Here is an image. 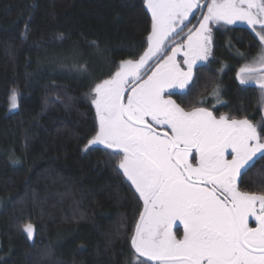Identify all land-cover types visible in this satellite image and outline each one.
<instances>
[{
    "label": "trees",
    "instance_id": "obj_1",
    "mask_svg": "<svg viewBox=\"0 0 264 264\" xmlns=\"http://www.w3.org/2000/svg\"><path fill=\"white\" fill-rule=\"evenodd\" d=\"M150 30L145 0H0V264L133 262L141 200L111 150L84 149L98 129L92 89L143 54ZM212 33L191 94L264 128L258 85L237 79L260 52L254 33L216 24ZM241 188L264 192V159Z\"/></svg>",
    "mask_w": 264,
    "mask_h": 264
},
{
    "label": "snow or ice",
    "instance_id": "obj_2",
    "mask_svg": "<svg viewBox=\"0 0 264 264\" xmlns=\"http://www.w3.org/2000/svg\"><path fill=\"white\" fill-rule=\"evenodd\" d=\"M145 2L151 13L147 48L92 89L98 129L84 149L111 150L116 170L142 201L130 237L133 264H264V192L239 187L264 159V128L248 119L217 117L203 106L186 110L172 99L187 95L194 78L198 81L197 65L211 54L210 24L242 21L260 52L239 69L237 79L240 85H258L264 106V0H210L203 6L200 0ZM202 7L207 13L193 32L189 17ZM212 94L220 103L219 85ZM9 100L16 109L15 90ZM250 217L256 227L249 226ZM177 221L182 239L173 232ZM22 230L29 239L35 232L31 223Z\"/></svg>",
    "mask_w": 264,
    "mask_h": 264
},
{
    "label": "flooded vegetation",
    "instance_id": "obj_3",
    "mask_svg": "<svg viewBox=\"0 0 264 264\" xmlns=\"http://www.w3.org/2000/svg\"><path fill=\"white\" fill-rule=\"evenodd\" d=\"M203 15H204V14H203ZM194 17H195V18L191 17V19H190L191 23L188 24V27H189V28H191V27L193 26V24H194V22H195V20H196L197 14H195ZM202 17H203V16H202ZM187 23H188V22H187ZM199 23H200V22H199ZM199 23H198V25H199ZM198 25L195 27V29H194L193 31H195V30L197 29ZM186 32H187V29H185V32L182 33L181 36L184 35ZM212 34H213V33H212ZM167 43H168V42H167ZM211 50H212V47H211ZM210 55H211V54H210ZM210 55H209L208 59L210 58ZM137 60H138V59H137ZM180 60H182V52L179 53V54L177 55V61L179 62ZM135 61H136V60H135ZM207 61H208V60H207ZM207 61H205V62H201V63L199 62L198 65H197V67H198V66H201V65H205ZM149 63H151V61H150ZM191 86H192V85H190L189 87L191 88ZM126 95H127V93H126ZM172 99L176 100V102L179 103V104H180L182 107H184L186 110H190V109H191L192 107H194V106H203V107H207V108H208L210 111H212L213 114L216 115L217 117L221 116L222 114H225V113L215 112L214 109H212V108H210V107H208V106H206V105H204V104H200L199 102L202 101V100L196 101V100L194 99V96L191 94V91L188 92L187 95H183V96L180 95V94L173 95V96H172ZM226 116H228V115H226ZM157 130L160 131L161 133L164 132V129H163V128H159V129H157ZM194 155L197 156V161H194V162H193V163H194V166H195V163L198 162V154L194 152ZM230 158H231V157L229 156V159H230ZM239 187H240V190H241V191H245V190H243V189L241 188V183H240ZM137 194H138V193H137ZM141 206H142V201H141ZM141 211H142V207H141ZM141 211H140V212H141ZM249 226H250V227H256V226H257V225H256V222H255V220H254V218H251V217L249 218ZM173 232L176 234V236H177L178 239H182V237H183V225H182V223H181L180 221H177L176 224L174 225V227H173ZM140 259H142V258H140ZM142 260H143V259H142ZM149 264H155V262H149Z\"/></svg>",
    "mask_w": 264,
    "mask_h": 264
},
{
    "label": "water",
    "instance_id": "obj_4",
    "mask_svg": "<svg viewBox=\"0 0 264 264\" xmlns=\"http://www.w3.org/2000/svg\"><path fill=\"white\" fill-rule=\"evenodd\" d=\"M209 2V0H203L202 2H200V4L203 6L204 4H206V3H208ZM205 9L206 8H204V7H202L201 9H199V13H198V15H197V17H196V20H195V22H194V24H193V26L191 27L192 28V30H194L195 29V27L198 25V23L200 22V19L202 18V16H203V14H204V12H205ZM187 34V32L184 34V35H182L181 37H183V36H185ZM180 38H178V40H179ZM142 212V211H141ZM138 221V220H137ZM142 259H146V258H143L142 257ZM151 262H154V261H151Z\"/></svg>",
    "mask_w": 264,
    "mask_h": 264
},
{
    "label": "rangeland",
    "instance_id": "obj_5",
    "mask_svg": "<svg viewBox=\"0 0 264 264\" xmlns=\"http://www.w3.org/2000/svg\"><path fill=\"white\" fill-rule=\"evenodd\" d=\"M203 0H200V2H202ZM208 3H210V0H209V2ZM198 13H199V9H197L195 12H194V14H193V16L195 15V14H197L198 15ZM207 13V9H205V12H204V15ZM191 19V16L189 17V20ZM185 23H187V21L185 22ZM213 25L214 24H210V27L212 28V30H213ZM233 26H248L249 27V25H247L245 22H242V21H238L236 24H232ZM199 28V25H198V27H197V29ZM196 31V30H195ZM195 31H193V32H195ZM167 43V42H166ZM211 47H212V44H211ZM201 63V62H200ZM222 115H227V114H222ZM234 119H236V118H234ZM252 123V122H251ZM131 264H133V262L131 263Z\"/></svg>",
    "mask_w": 264,
    "mask_h": 264
}]
</instances>
